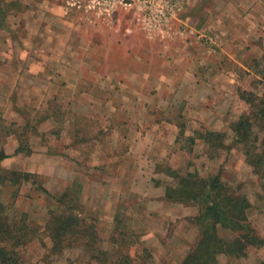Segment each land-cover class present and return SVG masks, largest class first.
<instances>
[{
    "label": "rangeland",
    "instance_id": "374dc122",
    "mask_svg": "<svg viewBox=\"0 0 264 264\" xmlns=\"http://www.w3.org/2000/svg\"><path fill=\"white\" fill-rule=\"evenodd\" d=\"M60 3L62 0H2L1 14L4 13L5 18L1 22L0 42L9 38L15 46L10 52L3 51L5 55L13 54L11 56L15 60L26 55L34 58L51 57L53 60L59 57L53 48L41 49L33 45L32 49H25L22 24L27 10L34 13L37 26L42 24L41 36L39 34L37 38L49 40L47 36L51 37L52 31H49L48 26H53L55 18L47 10ZM188 6V25L216 40L218 47L212 51L221 52L224 49L221 65L224 71H234L238 75L239 82L235 85L238 92L261 97L264 93V0H188ZM44 12L46 15L43 16L41 13ZM120 14L129 15L132 20L131 12ZM127 19L124 20L125 24H128ZM135 30L129 36L134 40H147ZM228 30L231 32L229 38L225 34ZM88 31V28H83L79 35L91 41ZM113 36L123 39L119 34ZM96 39L93 36V40ZM229 40L233 43V52L230 46L226 47ZM188 42L194 43L201 51H209V45L197 38ZM121 52L117 50L114 54L122 57L124 53ZM228 53L234 61L230 60ZM66 54L70 55V50ZM1 56L3 54L0 53ZM13 59L12 65L1 64L0 61V73L11 71L20 75L23 72V65ZM48 83L43 89L49 96L42 101L47 103L46 114L33 111L32 106L36 110L39 100L25 93L30 86L26 82L22 87L25 90L17 85V95L14 91L11 97L19 113L0 111V151L6 145L5 139L9 133L20 134L19 151L4 162L2 170L10 171L5 167L14 168L17 170L15 172L27 171L34 176L29 182L17 186L0 184V217L6 219L7 225H14L9 230L11 235L22 236L25 241L16 249L25 264H85L83 258L89 256L88 250L78 244H73V247L63 244L59 251H55L46 230L49 211L59 208L63 213L71 205L75 206L73 214L81 220L80 225L89 229L86 235L99 240L93 246L108 252L113 259L117 253H125L133 260V264H179L197 238L198 230L192 220L197 216L198 208L168 202L164 198L166 189L175 187L177 182L169 177L167 170L177 171L181 176L196 173L201 178L219 175L227 186L247 197L251 204L248 219L257 233L264 237V180L253 175L242 152L231 146L232 133L227 124L223 123L224 128L220 127L219 130L214 129L223 134L222 143L225 147L213 149L200 138L207 130L189 122V113L185 112L184 105L172 106L173 109L165 101L158 111L152 112L150 99L144 98V113L142 117L140 115L142 127L127 129L125 133L127 141L135 140L139 134L146 138L137 150L130 144L126 146L118 142L122 134L115 128L120 122L118 114L115 121L109 124L103 121L101 113H85L79 120L81 128L73 129L71 111H61L64 105L57 102L54 95L57 84ZM91 84V88L100 89L103 80ZM123 85L124 82L117 80L112 83V88L119 90ZM128 87L133 88L135 84L128 81ZM115 101L116 98H113V105ZM225 102L231 104V99H225ZM237 105L240 114L249 112L244 100L238 101ZM44 116L58 118L61 127L50 121L46 131L41 130L38 125ZM221 116L231 119L230 114L226 116L222 113ZM127 119L133 122V115ZM155 119L175 124L176 128L153 129L151 125ZM75 124L78 126V123ZM62 126L70 127L63 129ZM77 140H85L79 146L85 149L83 153L86 152L83 160H73L77 155L71 149L76 146L64 144ZM87 150L91 152L89 155ZM59 152L63 154L59 155ZM42 188L50 197L43 194ZM64 193L67 194L65 203L59 206L51 197H59ZM218 234L227 240L233 237L222 230ZM262 261L264 249H251L246 260L220 258L219 264H257Z\"/></svg>",
    "mask_w": 264,
    "mask_h": 264
},
{
    "label": "crops",
    "instance_id": "0c3cea01",
    "mask_svg": "<svg viewBox=\"0 0 264 264\" xmlns=\"http://www.w3.org/2000/svg\"><path fill=\"white\" fill-rule=\"evenodd\" d=\"M188 7L180 16L184 22L190 20L187 13ZM47 11L55 18L53 26H48L49 31H52L50 32L52 36H47V39L50 38L47 41L37 38L41 32L42 24L37 26L38 24L33 18L35 14L27 10L22 24L25 33L24 38H26L23 47L32 49L34 45L35 48L39 46L41 49L53 48L59 57L53 60L51 57L34 58L26 55L15 60L11 56L13 54L6 56L3 52L5 50L10 52L15 49L12 40L4 38L0 42V53L3 54L0 58L1 64L12 65L13 59L23 65V72L20 75L11 71L0 73V111L5 110L12 114L19 113L20 110L16 109L11 97L14 91L16 93L17 85L23 89L22 87L25 86L24 83L26 82L30 86L26 90L23 89L26 91L25 93L29 97L39 100L36 110H34L35 106H32L33 111L46 114L47 103L42 101L49 96V93L43 88L49 84L48 82H55L57 90L54 95L57 97V102L64 105L61 111L64 109L67 110V113L71 111L73 129L81 128L79 120L85 113H101L104 116L103 121H107L109 124L115 121L118 114L120 122L119 125H115V128L122 133L118 142L126 146L130 144L137 150L145 143L146 138L139 134L135 136V140L127 141L125 133L127 129L134 128L136 130L142 127L140 119L144 113V98L150 99V106L153 107L152 112L158 111L157 109L162 107L165 101L169 103L170 108L184 105L185 112L189 113L187 116L190 119L189 122L199 128L200 126L204 127L207 132L219 133L214 129L224 128L226 124L227 128L230 129L231 125L243 115L238 110L237 103L241 99L238 88H235L239 82V77L234 71H224L221 65L224 59V49L221 52L203 51L202 49L203 53L199 54L202 51L197 49V46L192 42L176 39L168 41L148 39L137 29L135 32L140 33L142 38L145 37L147 40H134L132 36H129V34L134 33L135 29L133 16L131 20L129 15L120 14L124 13L123 11L115 12L108 23L86 20L81 12L68 6V0H62V3L56 4L55 7ZM41 14L44 16L45 12ZM43 16L41 17L43 18ZM126 19L129 25L125 24L124 20ZM83 28H88L91 41L85 40L79 35ZM10 29L9 31H11ZM46 32L48 33V31ZM117 34L122 35L123 39H116L117 37L115 38L113 35ZM225 34L229 38L230 30L226 31ZM93 36L94 38L97 37L99 41L97 39L94 41ZM229 46L233 52V43L230 42L229 45H226V47ZM235 47L238 49V46ZM245 47L247 48V46ZM95 49L99 51L96 52ZM60 50L62 51L60 52ZM68 50L71 54L67 56ZM117 50H121V54L124 53L125 56L115 55L114 52ZM63 51L66 55H63ZM229 54L230 60L234 61L233 56ZM101 80H103V87L100 89L91 88L92 82L96 83ZM117 80L125 84L119 90L112 88V83ZM128 81L133 85L135 84V87H128ZM113 98H116L114 105ZM225 99H231V104L227 105ZM234 101H236L235 105ZM222 113L226 116L230 114L231 119L223 118ZM236 113L237 116L234 117ZM131 115H133V122H129L127 119ZM50 121L61 123L58 118L44 116L43 121L38 125L39 128L46 131ZM75 123H78V126ZM174 125L155 119L151 128L156 130L166 129L165 127L176 128ZM56 126L58 125L56 124ZM69 127L62 126L63 129ZM5 140L6 145L2 146L0 152H3L6 158L1 161V167L5 165L4 162L13 158L11 155L19 151L17 149L19 148L20 134L9 133ZM66 142L64 144L67 146H76L73 147V150L71 149V152L77 155L73 160L85 158L86 152L83 153L85 149L79 147L83 145L85 140ZM10 149L13 150L12 153ZM45 153L47 154L46 151ZM87 153L89 155L90 150H87ZM60 154L62 155L63 152H59ZM5 168L10 171H17L14 168Z\"/></svg>",
    "mask_w": 264,
    "mask_h": 264
},
{
    "label": "trees",
    "instance_id": "16d2710c",
    "mask_svg": "<svg viewBox=\"0 0 264 264\" xmlns=\"http://www.w3.org/2000/svg\"><path fill=\"white\" fill-rule=\"evenodd\" d=\"M2 9L0 6V27L5 18V14H1ZM239 97L248 104L249 112L241 115L231 125V146L242 152L253 175L264 180V93L258 97L240 92ZM200 138L210 148L225 147L221 133L205 132ZM5 158L3 152H0V163ZM167 174L177 182L175 187L166 189L164 198L168 202L198 208V214L192 220L198 230L197 238L179 264H219L220 258L242 261L248 258L249 250L264 249V237L257 233L248 219L251 204L239 190L227 186L219 175L201 178L196 173H187L181 176L174 170H167ZM33 177V174L2 170L0 166V184L17 186L29 182ZM41 191L50 197L45 189L42 188ZM66 196L64 193L51 198L60 206L65 203ZM74 208L71 205L63 213L59 208L49 211L46 230L53 250L59 251L63 244L67 247L78 244L90 253L83 258L86 260L85 264H133V260L125 253H117L113 259L108 252L97 250L93 245L99 240L86 235L89 229L80 225L81 220L73 214ZM13 226L7 225L6 219L0 217V264H25L16 250L25 241L23 242L22 236L11 235L9 230ZM219 230L228 232L233 237L224 239L219 236ZM257 264H264V261Z\"/></svg>",
    "mask_w": 264,
    "mask_h": 264
},
{
    "label": "built area",
    "instance_id": "2783aa9c",
    "mask_svg": "<svg viewBox=\"0 0 264 264\" xmlns=\"http://www.w3.org/2000/svg\"><path fill=\"white\" fill-rule=\"evenodd\" d=\"M68 6L81 12L86 20L102 23H108L117 11L131 12L134 27L148 39L188 42L197 38L209 45L210 51L218 47L214 38L181 19L188 0H68Z\"/></svg>",
    "mask_w": 264,
    "mask_h": 264
}]
</instances>
